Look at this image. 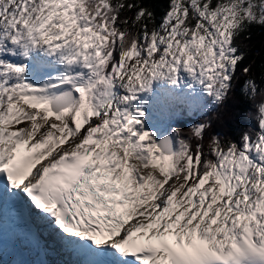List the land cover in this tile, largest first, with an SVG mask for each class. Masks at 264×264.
Returning a JSON list of instances; mask_svg holds the SVG:
<instances>
[{
  "label": "snow or ice",
  "instance_id": "6c2138e0",
  "mask_svg": "<svg viewBox=\"0 0 264 264\" xmlns=\"http://www.w3.org/2000/svg\"><path fill=\"white\" fill-rule=\"evenodd\" d=\"M254 27L264 0H168L159 22L142 0H0V216L20 197L28 237L80 264H264ZM238 86L258 130L206 145ZM185 90L205 119L151 126Z\"/></svg>",
  "mask_w": 264,
  "mask_h": 264
},
{
  "label": "trees",
  "instance_id": "16d2710c",
  "mask_svg": "<svg viewBox=\"0 0 264 264\" xmlns=\"http://www.w3.org/2000/svg\"><path fill=\"white\" fill-rule=\"evenodd\" d=\"M142 2L152 7L159 18L162 17L164 11L168 7V0H142ZM253 38L251 41H246L241 37L243 43L252 47V52L249 53L245 63L253 61L254 74L259 78L261 75L260 63L264 59V28L254 27ZM259 53V55H256ZM264 84V81H260ZM261 97H257V100ZM185 106L180 111L181 106ZM214 111L221 114V118L214 120L211 129H209L208 136L205 138L207 145L211 134L218 133L221 138L227 139L231 137L233 140L239 142L242 133L245 130H258V122L253 117L256 114V108L239 92V86L236 91L229 95V98L219 107L214 106ZM166 113H176L172 115V120L168 129L172 127H179L187 132L190 126L198 121L205 119L204 115L197 113L195 110L189 108V105L184 103H177L173 99L168 102V110ZM161 115H164L163 113ZM211 116L212 113H208Z\"/></svg>",
  "mask_w": 264,
  "mask_h": 264
},
{
  "label": "bare ground",
  "instance_id": "6f19581e",
  "mask_svg": "<svg viewBox=\"0 0 264 264\" xmlns=\"http://www.w3.org/2000/svg\"><path fill=\"white\" fill-rule=\"evenodd\" d=\"M12 207L15 208L16 206H12ZM18 207H19V206H18ZM18 209H19V208H18ZM42 239H43V240H51L50 237H42ZM52 245H53L52 248H55V249L57 250V253L62 251V248L59 247L58 245H56V244H52ZM57 253H56V254H57ZM56 254H55V255H50V256H49V258H50V260H51V262H52L53 264H59L58 260H62L63 262L67 263L65 257H62V256H60V255H56ZM10 255H11L10 257H15V258H10V259L8 258V259H6V260H3V259L0 258V262H2L3 264H18L19 255H21V254H19V252H18L17 250H15V251H13V253H11ZM23 255H25V254H23ZM28 262H33V263H35V264H41V263H42V262L40 261V259L37 257V255H34L33 258L28 259V260H27V263H28ZM22 264H24V263H22Z\"/></svg>",
  "mask_w": 264,
  "mask_h": 264
},
{
  "label": "rangeland",
  "instance_id": "374dc122",
  "mask_svg": "<svg viewBox=\"0 0 264 264\" xmlns=\"http://www.w3.org/2000/svg\"><path fill=\"white\" fill-rule=\"evenodd\" d=\"M177 99L180 101H183V102H187L189 104V108L194 110V106H195L196 101L192 96L188 95V91H184L183 95L177 97ZM154 100L162 101V99H160V98H155ZM149 112L151 113V111H149ZM175 114H173V115H175Z\"/></svg>",
  "mask_w": 264,
  "mask_h": 264
}]
</instances>
